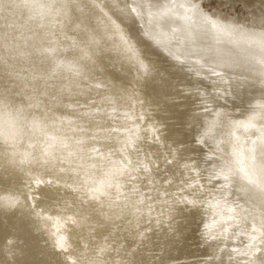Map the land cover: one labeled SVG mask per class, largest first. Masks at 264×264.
Here are the masks:
<instances>
[{
  "label": "bare ground",
  "instance_id": "6f19581e",
  "mask_svg": "<svg viewBox=\"0 0 264 264\" xmlns=\"http://www.w3.org/2000/svg\"><path fill=\"white\" fill-rule=\"evenodd\" d=\"M22 1L32 6L26 9L30 17H18L17 21L39 39L32 37L33 48L26 54L15 51L23 61L22 56L27 55V62L41 65L43 70V61L48 62L45 70L49 77L61 78L65 109L81 105L84 94L79 89L92 84H81L84 70L67 52L65 36L57 43L64 53L58 50L54 63L49 60L51 47L46 39L57 41L52 37L55 27L68 34L57 24H49L44 31L46 19L54 20L43 14L44 6H49L54 16L70 18L69 26L78 19L91 34H104L106 24L85 1L103 20L119 26L121 35L124 29L118 17H127L129 22L135 17L157 39L162 54L153 55L145 49L156 63L152 67L145 61L139 63L142 69L137 73V87L119 84L123 79L114 74L95 76L101 82L119 85L125 94L133 92L131 117L142 114L158 141L142 132L126 136L118 148L100 140L97 164L79 152L75 161L52 169L32 153L29 160L26 154L15 160L30 167L4 168L2 188L16 196L11 190L25 186L28 195L14 209L0 214V264H264V44L258 36L209 30L206 21L215 24L216 18L201 8L198 0H136L142 7L121 0H69L68 6L66 0H11L9 6L17 8ZM242 1L248 6L264 5V0ZM2 3L7 6L6 0H0ZM4 18H13L12 24L17 19ZM169 18L178 24L165 30L162 23ZM81 31L85 35L84 28ZM17 36L23 38L19 32ZM70 40L82 51L86 49L81 45L106 58L108 66L109 54L122 53L110 40L96 45H89L85 38L79 41L81 45ZM38 47L47 49L44 56ZM37 57L41 63H36ZM56 64L62 67L53 71ZM71 69L76 78L70 75ZM132 69H124V77L128 78ZM73 89L80 95L70 100L68 94ZM106 91L118 99L116 90ZM29 117L26 115L22 124H7V128L0 120V147L14 142L16 129L31 133ZM107 125L110 143L118 145L122 138L113 140V135L119 131L127 135L136 124L125 128ZM15 149L10 152L18 158ZM29 168L37 169L29 173L31 177ZM193 186H198L197 190ZM183 187L195 200L190 206L172 199ZM9 206L7 195L0 194V210ZM52 230L58 234L56 240L48 237Z\"/></svg>",
  "mask_w": 264,
  "mask_h": 264
},
{
  "label": "rangeland",
  "instance_id": "374dc122",
  "mask_svg": "<svg viewBox=\"0 0 264 264\" xmlns=\"http://www.w3.org/2000/svg\"><path fill=\"white\" fill-rule=\"evenodd\" d=\"M66 1V5L68 6L69 0ZM198 1L200 4L201 0ZM10 2L11 0H6V7L5 4H0V33L2 32V34H0V109H2V111L7 110L12 114L13 119H10L8 124H22L26 115L30 116L29 119L32 122V131L29 135H27L28 133L26 131L24 132L23 130L19 131L16 129L17 131L15 130L13 139L14 142L11 143L7 141L8 147H0V181L2 180L1 175L4 168H24L27 165L30 167L31 164H22L17 161L15 163V160H19L20 158L22 159V154H26V160H29L32 156L31 154L34 153L37 160L46 163V165L44 164L45 166H53L51 168L56 169L57 167L63 168L60 163L69 164L70 160L75 161L77 159L76 156L79 154L78 151L80 148L78 147L81 146L87 150L89 157L93 158L91 159L87 157V159L92 161L94 160L97 164L98 160L96 159L98 158V152H101V148H99L100 140L107 142L110 146L118 148L126 136L137 135L142 132L144 136H148L151 140L158 141L156 131L151 125L145 123V119L142 114L138 115V118L131 117V113L134 112V104L130 98L133 92L128 91V93L125 94L119 85L115 86L109 82H101L95 76L96 73L103 76L108 73L110 75L114 74L117 78L123 79V82L119 84L126 85L127 83H131L135 84L137 87V73L142 69L140 64L135 66L133 61L128 59L122 49L121 55H113V53L109 54L112 56L111 61H109L110 65H106L104 62L107 61L106 58L100 57L97 53L89 51L88 48L80 44L79 41L82 38L88 40L90 36L95 35L86 30L88 28L85 23H82V21L78 19H74L75 25L69 26L67 24V19L70 18L66 16H54L52 14V10L49 9V6H44V4L39 1L36 2L45 7V12L42 11L44 15L49 14L54 19H46L48 25H44V28L47 27L44 30L48 29L49 24L53 27L60 25L61 28L69 35L68 36L63 32L60 33L55 27L56 31L52 37L57 39L58 44H60V40L64 38L62 36L70 37V39L77 41L81 47L86 49L88 52L96 55L97 58L96 59L88 55V53L85 52L86 50L82 51L78 47H69V45L73 43L70 39H67L68 44L65 42L68 47L67 52L76 57L74 62L77 66H79V68L84 70L80 76V81L82 82L81 84H92L91 87L86 85L79 89L82 90L84 94L81 105L74 104L71 108L65 109V106L61 103L62 87L60 86L61 84H59V82H61L60 77V81L50 78L46 71L41 69V65L39 66L33 62L21 60V58H19L20 56L18 57L15 55L18 53L15 50L19 51L20 44H18V48L13 47L11 49L10 46H7L4 49L5 43L7 45L10 43L13 45L12 41L16 44L21 43V40H18V32L23 36L35 37V40L39 39L36 35L31 36L30 31L25 27L23 28L20 21H17L19 20L18 17H30L26 15V9L32 6H27L23 4L25 1H22L21 3L23 5L21 4L17 8H11L9 6ZM83 2L85 5L94 10L95 15L99 20H101V22L109 25L107 21L103 20L99 16L97 11L92 6L87 4L85 1ZM2 6H4V8ZM209 9L213 12L222 11L230 16L239 15L243 17L246 15L251 18L253 13L259 15V13L264 10V5L256 3L248 6L247 3L245 4L242 0H213V2L209 5ZM209 9L205 10L209 13ZM9 16L17 18L15 20L16 23L12 24V21L14 20L13 18H4ZM77 25H79V27H77ZM82 28L85 30V35H83L84 31H81ZM73 32H75L76 35H73ZM53 40L54 39L48 37L46 42L50 44ZM28 41L30 40L28 39ZM32 44L33 41H30L29 44L26 45L33 47ZM58 44L56 45V48L64 53L62 46ZM131 66H133V69L131 70L132 72L130 76H128V78H126L127 76L124 77V69L130 68ZM69 72L72 77L75 76L74 78H76V72L74 70L71 69ZM93 76L94 78H92ZM71 80H73V78L69 79V81ZM93 84H98L99 86ZM100 84L104 85L108 91L116 90L118 99L116 98L115 93L110 94L105 88L100 86ZM70 93H72L69 94L70 100L71 98L74 99L76 96L79 97L80 95L77 89H73ZM116 105L117 107H115ZM106 108L110 110V112L112 111V113H114L113 117H110L107 114ZM17 121H20V123ZM109 123H111V125L116 124L117 126L123 128L130 127L132 124L136 125L131 126L133 129L130 130L127 135L121 131L116 132V134L113 135V140H119L122 138L117 145V143L112 144L109 141V129L107 127L109 126L107 125ZM27 140H30V143H28ZM28 146L31 147L28 148ZM14 147H16L14 151L19 153L18 158L17 155L14 157L13 153L10 152V150ZM28 149L30 150L29 152H27ZM103 149L105 150L106 148L103 147ZM36 168L38 169V167ZM29 169L31 170H27L28 174L34 171L36 172L37 170H35V168ZM44 171L47 172L49 170ZM24 187L25 186H23V189L21 188L19 190H11L17 193L16 196H11L7 192L8 188H2V184L0 182V194H6L9 199V203L11 204V206L7 207L4 211L0 210V214L14 209L21 201H24L25 196L28 195L26 192L24 194ZM197 187L198 186H193V189L197 190ZM180 191V195L172 197V199H175L176 203L182 205L187 204L188 206L195 203V200L192 199L193 197L191 198L186 195L187 192L185 187H183ZM48 237L51 240H56L58 238V234L52 230Z\"/></svg>",
  "mask_w": 264,
  "mask_h": 264
},
{
  "label": "snow or ice",
  "instance_id": "6c2138e0",
  "mask_svg": "<svg viewBox=\"0 0 264 264\" xmlns=\"http://www.w3.org/2000/svg\"><path fill=\"white\" fill-rule=\"evenodd\" d=\"M121 2L130 5L132 3H136V0H121ZM212 2L213 0H201L199 6L201 8L209 9V5ZM136 7H142V3H136ZM209 14L215 17L217 21L215 24H211L209 21H206V24L209 25V30H211V28H217L221 31L227 29L229 31L240 32L241 34L258 36L261 43L264 44V10H262L259 15L253 13L251 18L246 15L243 17L239 15L230 16L229 14H226L222 11L213 12L210 9ZM118 19L120 20V24L123 25V35H121L119 26H113L109 24L106 25V32L104 34L90 36L88 39V44L96 45L105 39L113 41L123 49L130 61H133L137 64H139L141 61H145L150 67H152L156 61L150 60L148 58V56L145 54V49H150L153 55H160L162 54L160 43L156 38L145 31L144 27L139 24L135 17L131 18L130 22L128 21L127 17H118ZM171 24H178V21L169 18L162 23V28L169 30ZM77 27H79V25H77ZM206 34L207 33H205V35ZM73 35H76V33L73 32ZM66 39H70V37H66ZM78 46L79 45L75 42L69 45V47ZM61 67V64H56V68L53 69V71H56ZM92 78H94V76ZM208 114L210 115L211 113L209 112ZM206 143L207 141H205V144ZM168 154H172L171 150H169ZM164 163H169L167 157L164 158ZM176 165H179V161H176ZM225 180H227V177H225ZM233 195L239 194L233 191ZM240 199H244V196L240 195ZM261 227H264V224H262Z\"/></svg>",
  "mask_w": 264,
  "mask_h": 264
},
{
  "label": "trees",
  "instance_id": "16d2710c",
  "mask_svg": "<svg viewBox=\"0 0 264 264\" xmlns=\"http://www.w3.org/2000/svg\"><path fill=\"white\" fill-rule=\"evenodd\" d=\"M45 31V30H44ZM47 33H48V31H46ZM54 38V37H53ZM28 39L31 41V40H33L32 39V37H30V36H23V38H21V41H23V42H21V43H15L14 41H12L13 43V45H11V43L10 44H6L7 46H10L11 47V49L13 48V47H16V48H18V44H20V49H19V51L20 52H22V53H24V54H26L30 49H32L33 47H31V46H27L28 44H29V42L30 41H28ZM4 44V45H5ZM27 44V45H26ZM40 44H42L41 42H40ZM50 45V51L51 52H49V54H48V56L50 57V61H55V58H57V55H56V53H58L59 51H58V49L56 48V45H57V41H54L53 40V42L52 43H50L49 44ZM39 49L38 50H40V52L42 53V54H40V55H42V56H44V54L46 53V48H42V47H38ZM4 49H5V46H4ZM52 49H53V51H52ZM11 51V50H10ZM18 51V52H19ZM37 50H35V52H36ZM44 51V52H43ZM16 55H18V56H20V54H16ZM38 55V54H37ZM36 55V56H37ZM22 58L26 61V58H28V59H30V57H28L27 55H24V57L22 56ZM37 59H38V57H37ZM22 60V59H21ZM39 61H37L36 63H41V61H40V59H38ZM54 61H53V63H54ZM43 64L45 65V69L47 70L48 68H49V66L47 67L46 66V64H48V62L46 63V60L45 61H43ZM44 69V71H46ZM67 82H69V83H75V82H73L72 80L71 81H69V79L67 78ZM77 82V81H76ZM67 91L70 89L69 87L68 88H65ZM68 96H69V94H68ZM81 146V145H80ZM82 147V148H81ZM81 147H78V148H80L79 149V151H78V153L79 152H84L85 153V156H87V157H89V155H88V153H87V150H85V148L83 147V146H81ZM85 151H84V150ZM89 158H92V157H89Z\"/></svg>",
  "mask_w": 264,
  "mask_h": 264
},
{
  "label": "clouds",
  "instance_id": "9594fccd",
  "mask_svg": "<svg viewBox=\"0 0 264 264\" xmlns=\"http://www.w3.org/2000/svg\"><path fill=\"white\" fill-rule=\"evenodd\" d=\"M10 119H13V116L9 111L7 110L0 111V120L3 121V125L5 128H7V124Z\"/></svg>",
  "mask_w": 264,
  "mask_h": 264
}]
</instances>
